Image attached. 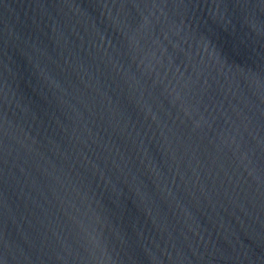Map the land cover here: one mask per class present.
<instances>
[{
    "label": "water",
    "instance_id": "obj_1",
    "mask_svg": "<svg viewBox=\"0 0 264 264\" xmlns=\"http://www.w3.org/2000/svg\"><path fill=\"white\" fill-rule=\"evenodd\" d=\"M0 264H264V0H0Z\"/></svg>",
    "mask_w": 264,
    "mask_h": 264
}]
</instances>
